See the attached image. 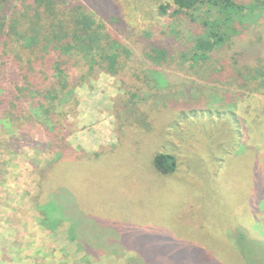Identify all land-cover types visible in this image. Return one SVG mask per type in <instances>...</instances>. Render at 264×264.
<instances>
[{"label": "rangeland", "instance_id": "rangeland-1", "mask_svg": "<svg viewBox=\"0 0 264 264\" xmlns=\"http://www.w3.org/2000/svg\"><path fill=\"white\" fill-rule=\"evenodd\" d=\"M79 1L99 17L111 19L110 27L125 42L144 31L159 35L158 28L171 22L157 9L170 0ZM254 36L247 34L243 40ZM213 63L207 71L175 70L191 82H180L158 97L143 86L130 88L139 100L146 93L156 98L150 104L153 109L163 98L172 102L155 121L141 100L138 109L150 117L134 120L137 123L122 132L116 102L124 82H129L123 75L99 71L76 89L78 105L67 119L68 139L86 152L115 149L120 134L124 139L110 163L84 170L72 187L83 212L93 217L109 214L108 224L122 235L117 240L122 259L115 249L109 256L82 257L62 236L36 225L31 195L37 169L51 154L41 131L27 117L11 125L1 123L0 264H201L204 259L207 264H247L237 244L240 233L245 256L254 259L250 264H264V171H258L252 153L264 154V79L254 91L235 89L231 80H208L217 69ZM230 93L236 99L231 101ZM224 98L235 103L233 111L221 107ZM171 114L170 121H161ZM155 152L175 154L178 167L172 177L151 173L147 161ZM84 222L83 238L101 236L95 222Z\"/></svg>", "mask_w": 264, "mask_h": 264}, {"label": "trees", "instance_id": "trees-1", "mask_svg": "<svg viewBox=\"0 0 264 264\" xmlns=\"http://www.w3.org/2000/svg\"><path fill=\"white\" fill-rule=\"evenodd\" d=\"M157 9L160 16L171 19L158 28L159 35L144 31L125 42L110 27L111 19L99 17L83 1L23 0L17 5L15 0H0V124L27 117L41 131L51 159L38 167L36 191L31 195L36 225L62 236L63 243L71 244L82 257L109 256L114 249L122 257L118 249L122 245L117 242L122 235L108 224L109 214L93 217L92 212H83L72 187L84 170L110 163L124 139L120 134L118 147L93 152L68 139L67 119L76 112L78 86L99 71L121 74L129 81L116 102L122 132L152 113L160 121L156 116L172 101L163 98L153 109L150 104L156 98L149 95L158 97L180 82H191L175 73L180 67L186 72L207 71L214 61L217 69L208 80H231L235 89L245 92L254 91L264 79V0H170L159 3ZM250 33L255 39L244 42ZM138 85L149 94L140 100L130 91ZM229 97L236 99L233 93ZM141 100L150 114L138 109ZM223 101L221 107L233 111L235 103ZM172 116L161 121L168 122ZM252 153L263 173L264 154ZM147 162L156 177H172L178 167L171 152H155ZM260 193L264 197V187ZM85 219L96 223L101 236L83 238ZM242 237L240 233L237 244L250 264L252 256H245Z\"/></svg>", "mask_w": 264, "mask_h": 264}]
</instances>
